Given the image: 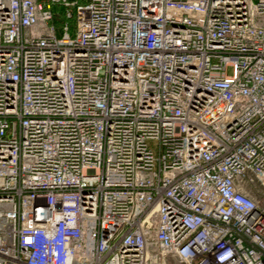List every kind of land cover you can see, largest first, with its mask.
<instances>
[{"label": "built area", "instance_id": "2783aa9c", "mask_svg": "<svg viewBox=\"0 0 264 264\" xmlns=\"http://www.w3.org/2000/svg\"><path fill=\"white\" fill-rule=\"evenodd\" d=\"M0 264H264V0H0Z\"/></svg>", "mask_w": 264, "mask_h": 264}, {"label": "rangeland", "instance_id": "374dc122", "mask_svg": "<svg viewBox=\"0 0 264 264\" xmlns=\"http://www.w3.org/2000/svg\"><path fill=\"white\" fill-rule=\"evenodd\" d=\"M58 7H59V6H55V7H54V11H55V12H59L60 9H59ZM62 13H63L62 16L58 17V19L55 21V23H56V27H57V29H58V35L61 34L62 26H63V24L66 23V22L69 23V25H70V27H71V31H70V33L73 35V32H74V21L72 22V20H67V19H65V17H64V8H63V12H62ZM226 73H227V74H231V73H232V68H231V67H228Z\"/></svg>", "mask_w": 264, "mask_h": 264}, {"label": "trees", "instance_id": "16d2710c", "mask_svg": "<svg viewBox=\"0 0 264 264\" xmlns=\"http://www.w3.org/2000/svg\"><path fill=\"white\" fill-rule=\"evenodd\" d=\"M60 10H59V12H56V17H55V21L58 19V17H60V16H62V12H63V7H58Z\"/></svg>", "mask_w": 264, "mask_h": 264}]
</instances>
